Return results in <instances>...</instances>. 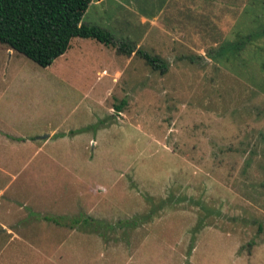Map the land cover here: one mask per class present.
Here are the masks:
<instances>
[{
	"label": "rangeland",
	"instance_id": "374dc122",
	"mask_svg": "<svg viewBox=\"0 0 264 264\" xmlns=\"http://www.w3.org/2000/svg\"><path fill=\"white\" fill-rule=\"evenodd\" d=\"M96 1L82 22L115 44L73 37L48 69L0 43L5 124L95 117L34 159L4 154L28 166L0 179V264H264V34L215 55L264 26V0Z\"/></svg>",
	"mask_w": 264,
	"mask_h": 264
},
{
	"label": "trees",
	"instance_id": "16d2710c",
	"mask_svg": "<svg viewBox=\"0 0 264 264\" xmlns=\"http://www.w3.org/2000/svg\"><path fill=\"white\" fill-rule=\"evenodd\" d=\"M91 1L0 0V43L40 66H48L64 54L70 47L71 39L76 36L94 38L107 46L115 44L114 35L109 30L82 22ZM240 34L238 31L235 39L224 41L216 49L215 55L240 52L252 43V39L264 34V26L250 28L243 35ZM123 48L121 44L119 49ZM123 51L130 54L134 48L128 47ZM143 55L153 67H165L155 55L146 52Z\"/></svg>",
	"mask_w": 264,
	"mask_h": 264
},
{
	"label": "crops",
	"instance_id": "0c3cea01",
	"mask_svg": "<svg viewBox=\"0 0 264 264\" xmlns=\"http://www.w3.org/2000/svg\"><path fill=\"white\" fill-rule=\"evenodd\" d=\"M95 2H97V1L95 0ZM5 47H6V50L8 51V53L10 55V58L12 56H15L16 54H18L16 52V50L9 48L6 45H5ZM64 54H62L61 56H63ZM51 64L48 66H43V67L49 69V68H51ZM101 102H102V99L99 100V103H101ZM90 116H91V118L89 120L90 122H85V123L76 124V125H70L69 124V126H67L64 129H59L58 127H52V128L47 127L46 131H45V129H37V131L35 133H27L22 128V124L18 120H16L17 118H13L14 120L17 121V123L12 122L11 121L12 118H11L9 120V123L5 124V122H6L5 119L8 120L9 117L5 116V118H4V116H2L0 114V154H2V158H0V179H10L11 176H14V177L21 180L22 177L20 174H22L24 171L27 170L28 165H26V163H28V162L22 163L21 166H19L18 168H15L13 170H11L9 168V166L6 162L9 158L5 157V155H4L8 152V150H11L12 152H16V151H18L17 150L18 147H23L26 150H30V154L32 157H30L29 160L34 159L41 154H45L46 153V147L48 146V144H50L52 142L54 144H56V143L61 144L62 142L69 143L74 138H76L80 135H83L84 133H82V132H84V131L86 132V130L88 129V124L94 123V121H95L94 115H90ZM106 130H112V127H110V129L108 127V128H106ZM101 131H102V128L97 130V134H93V135L89 134L87 137L88 144L91 145V147H92V150H91L92 152H98L97 143H98V140H100L98 134ZM46 134H48V136H44ZM39 139H42L41 143H39ZM47 142H50V143H47ZM51 155H52V153H51ZM48 158H50L51 160H54L53 156H51V157L48 156ZM43 168H45V167H43ZM33 177L35 178L36 176H34V174H33ZM33 184L37 185V186H43L44 187V185H43L44 182L42 184L33 182ZM53 198H52V200H53ZM49 216L50 215H48V214L44 215V218L46 219ZM61 216H62L61 218H65L64 215H61ZM52 218H53L52 221L56 225H60L62 223V220L60 219L59 215H52ZM72 220H74V219H72Z\"/></svg>",
	"mask_w": 264,
	"mask_h": 264
},
{
	"label": "water",
	"instance_id": "95a60500",
	"mask_svg": "<svg viewBox=\"0 0 264 264\" xmlns=\"http://www.w3.org/2000/svg\"><path fill=\"white\" fill-rule=\"evenodd\" d=\"M44 136H48V134L44 135Z\"/></svg>",
	"mask_w": 264,
	"mask_h": 264
}]
</instances>
